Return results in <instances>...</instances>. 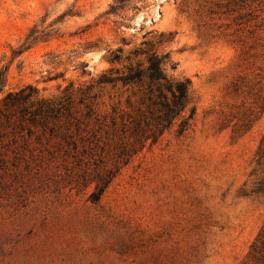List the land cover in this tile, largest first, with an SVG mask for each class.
Wrapping results in <instances>:
<instances>
[{
  "label": "rangeland",
  "instance_id": "rangeland-1",
  "mask_svg": "<svg viewBox=\"0 0 264 264\" xmlns=\"http://www.w3.org/2000/svg\"><path fill=\"white\" fill-rule=\"evenodd\" d=\"M114 3L0 0V101L27 84L50 100L68 88L74 114L52 135L34 125L36 139L12 111L0 264H264V0ZM143 40L168 52L169 77L190 79L194 113L182 134L174 124L127 155L103 119L121 88L96 81L123 65L111 50ZM100 173L113 176L92 201Z\"/></svg>",
  "mask_w": 264,
  "mask_h": 264
},
{
  "label": "trees",
  "instance_id": "trees-1",
  "mask_svg": "<svg viewBox=\"0 0 264 264\" xmlns=\"http://www.w3.org/2000/svg\"><path fill=\"white\" fill-rule=\"evenodd\" d=\"M123 1L115 0L116 4L110 5L109 12H115ZM163 37L160 33L159 41ZM35 39L36 36L25 47ZM109 60L111 63L122 62L123 65L111 66L99 75L96 82L121 88L119 97H124L123 101L121 102L120 99L110 101L109 109L103 119L106 120L107 132L118 140L122 153L128 155L136 152L147 140L155 142L174 124L177 125L178 134H182L187 129L194 113V107L189 106L191 103L190 79L187 77L175 79L164 72L163 65L169 61L168 52L158 53L149 41L143 40L126 54H123L120 47L111 50ZM170 65L171 68L175 66L171 62ZM5 81V72L0 70V92L3 90ZM89 88L87 86L81 94L87 95ZM133 96L135 99H132ZM14 110H18L19 113L16 123L20 129H26L29 135L36 132L34 134L36 139L41 138L42 132H37L33 128L34 125H39L42 129L47 128L52 135L57 130L54 120H59L61 116L70 120L74 118L70 109L68 88L65 89L62 99L50 100L39 97L37 88L27 84L18 90L5 92L1 98L0 139L5 136L3 131L8 127V123H14L11 121ZM92 113V108L87 107L86 117ZM59 134L68 143L74 142L73 131L68 126ZM263 152L264 134L257 150L258 159L262 157ZM112 176L106 173L98 175L96 189L91 193L92 201L100 198ZM254 247L255 242L251 248Z\"/></svg>",
  "mask_w": 264,
  "mask_h": 264
}]
</instances>
